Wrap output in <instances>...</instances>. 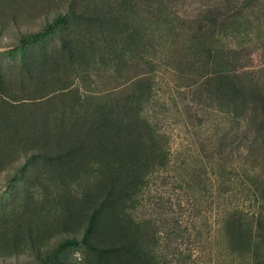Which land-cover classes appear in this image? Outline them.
Returning <instances> with one entry per match:
<instances>
[{"label": "rangeland", "instance_id": "rangeland-1", "mask_svg": "<svg viewBox=\"0 0 264 264\" xmlns=\"http://www.w3.org/2000/svg\"><path fill=\"white\" fill-rule=\"evenodd\" d=\"M0 264H264V0H0Z\"/></svg>", "mask_w": 264, "mask_h": 264}, {"label": "trees", "instance_id": "trees-1", "mask_svg": "<svg viewBox=\"0 0 264 264\" xmlns=\"http://www.w3.org/2000/svg\"><path fill=\"white\" fill-rule=\"evenodd\" d=\"M64 21H65V17H64V16H59V17L55 18L54 21L51 22V23L46 27L45 31H48V32L51 31V30L53 29V27H54L56 24L61 23V22H64ZM77 242H78V241H77L75 238H73V239H68L67 241H65V242L63 243V246L66 247V246H69V245H71V244H75V243H77Z\"/></svg>", "mask_w": 264, "mask_h": 264}]
</instances>
